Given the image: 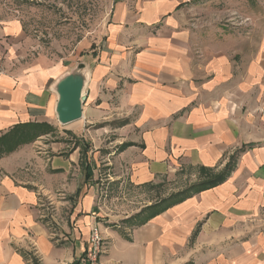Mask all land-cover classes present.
I'll return each mask as SVG.
<instances>
[{
	"label": "crops",
	"instance_id": "obj_1",
	"mask_svg": "<svg viewBox=\"0 0 264 264\" xmlns=\"http://www.w3.org/2000/svg\"><path fill=\"white\" fill-rule=\"evenodd\" d=\"M196 1L110 0L103 43L75 45L43 43L28 11L0 0V137L53 128L0 158V264H76L94 225L101 264H264V31L198 26ZM79 67L83 117L61 126L56 87ZM98 123L110 142L93 139ZM232 157L222 184L142 225L99 215L103 185L152 186L186 166L199 184Z\"/></svg>",
	"mask_w": 264,
	"mask_h": 264
},
{
	"label": "rangeland",
	"instance_id": "obj_2",
	"mask_svg": "<svg viewBox=\"0 0 264 264\" xmlns=\"http://www.w3.org/2000/svg\"><path fill=\"white\" fill-rule=\"evenodd\" d=\"M16 2L28 11L24 17L28 20V23H25L31 34L34 36L41 33L45 44L57 39L76 45L83 37L94 38L100 44L104 41L102 37L108 14L107 4L110 0H16ZM196 2L202 10L201 13H197L200 11L197 10L192 14L191 20L198 26L202 24V27L216 28L222 36L238 33L258 38L264 31V0H197ZM108 125L109 123L96 124V131L92 132L93 139L97 137L104 143L110 142L113 131H110ZM100 128L108 131L104 132ZM27 129V136L32 138L22 144L33 145L32 142L37 140L34 135H37L39 128ZM100 131L101 133L98 134ZM54 137L55 134H52L51 139ZM53 140L58 141L55 138ZM18 147L6 152L1 150L0 145V158L8 156ZM99 171L101 175L111 177L117 172L113 165L99 167ZM198 181L197 168L186 166L183 171L177 170L167 177L159 178L152 186H134L120 182L103 185L102 195L98 198L99 215L103 218L108 216L121 224L122 218L135 216L146 206L157 205L156 209L168 206L172 200L177 199V196L170 198L172 195L189 189ZM147 213L148 210L144 211L142 218L148 215Z\"/></svg>",
	"mask_w": 264,
	"mask_h": 264
},
{
	"label": "trees",
	"instance_id": "obj_3",
	"mask_svg": "<svg viewBox=\"0 0 264 264\" xmlns=\"http://www.w3.org/2000/svg\"><path fill=\"white\" fill-rule=\"evenodd\" d=\"M27 128H31L34 130H37L39 128L37 135H34L35 139H37L39 135L48 134L53 130V128H50L46 124H38V123L22 124L21 126H16L12 128V130L7 132V134L0 137L1 150H5L6 152L12 151L15 147L23 145L22 143L25 142L26 140L31 139L32 137H28L26 134L27 133L26 131L28 130ZM234 161H235V157H232V159H230V162L225 166V169L219 173L214 174L212 171L203 170L202 174L204 176V180L199 182V184L191 186L189 189H186L181 193H176L175 195H172L170 198L177 196V199L172 200L171 204H169L164 208L166 209L168 207H171L172 205H175L177 203L186 200L187 197L193 196L195 194L201 193V191L211 189L219 184H222L223 181H225L229 177L230 173L233 171ZM156 206L157 205L146 207L145 209H143V211L133 216L128 221L136 219V221L138 220V222L134 221L132 225H142L147 220L155 216H158V214H160V212L164 210V208L156 209ZM146 210H148L147 213L148 215H146L145 217L143 216L142 218L143 212ZM128 221H126V223H128Z\"/></svg>",
	"mask_w": 264,
	"mask_h": 264
},
{
	"label": "water",
	"instance_id": "obj_4",
	"mask_svg": "<svg viewBox=\"0 0 264 264\" xmlns=\"http://www.w3.org/2000/svg\"><path fill=\"white\" fill-rule=\"evenodd\" d=\"M87 79V73L79 67L58 82L56 92L59 100L55 113L59 125L65 126L68 123L81 120L83 117L82 105L86 100L83 89Z\"/></svg>",
	"mask_w": 264,
	"mask_h": 264
},
{
	"label": "built area",
	"instance_id": "obj_5",
	"mask_svg": "<svg viewBox=\"0 0 264 264\" xmlns=\"http://www.w3.org/2000/svg\"><path fill=\"white\" fill-rule=\"evenodd\" d=\"M88 245L76 264H101L100 257L105 252L106 245L97 225L90 229Z\"/></svg>",
	"mask_w": 264,
	"mask_h": 264
}]
</instances>
